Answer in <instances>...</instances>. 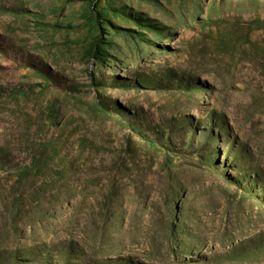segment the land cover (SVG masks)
Instances as JSON below:
<instances>
[{
	"label": "rangeland",
	"instance_id": "rangeland-1",
	"mask_svg": "<svg viewBox=\"0 0 264 264\" xmlns=\"http://www.w3.org/2000/svg\"><path fill=\"white\" fill-rule=\"evenodd\" d=\"M0 264H264V0H0Z\"/></svg>",
	"mask_w": 264,
	"mask_h": 264
},
{
	"label": "trees",
	"instance_id": "trees-1",
	"mask_svg": "<svg viewBox=\"0 0 264 264\" xmlns=\"http://www.w3.org/2000/svg\"><path fill=\"white\" fill-rule=\"evenodd\" d=\"M140 19V18H137ZM107 49L103 45V41L100 39V37H97L90 45L88 53L91 57L95 58L97 61H103L106 57ZM21 176L23 177L27 170L24 169L20 172Z\"/></svg>",
	"mask_w": 264,
	"mask_h": 264
}]
</instances>
